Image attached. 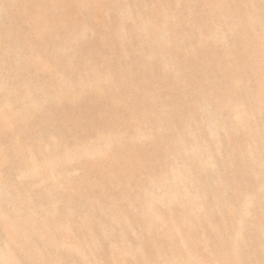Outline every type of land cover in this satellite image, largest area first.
I'll return each instance as SVG.
<instances>
[{
	"label": "rangeland",
	"instance_id": "obj_1",
	"mask_svg": "<svg viewBox=\"0 0 264 264\" xmlns=\"http://www.w3.org/2000/svg\"><path fill=\"white\" fill-rule=\"evenodd\" d=\"M0 264H264V0H0Z\"/></svg>",
	"mask_w": 264,
	"mask_h": 264
},
{
	"label": "bare ground",
	"instance_id": "obj_2",
	"mask_svg": "<svg viewBox=\"0 0 264 264\" xmlns=\"http://www.w3.org/2000/svg\"><path fill=\"white\" fill-rule=\"evenodd\" d=\"M63 2V1H62ZM60 4H61V2H60ZM60 6V5H59ZM60 9V8H59ZM63 9V8H62ZM56 17V16H55Z\"/></svg>",
	"mask_w": 264,
	"mask_h": 264
}]
</instances>
